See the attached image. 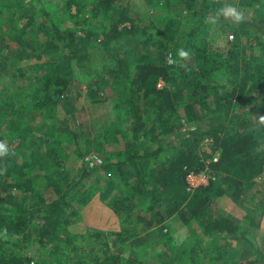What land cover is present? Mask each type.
<instances>
[{
	"label": "trees",
	"instance_id": "1",
	"mask_svg": "<svg viewBox=\"0 0 264 264\" xmlns=\"http://www.w3.org/2000/svg\"><path fill=\"white\" fill-rule=\"evenodd\" d=\"M14 1L0 0V16L1 12L12 7ZM33 1L40 6L41 16L46 19L45 22H37V26L35 23L44 39L49 41V45L55 43L53 47L71 51L76 39L75 31L56 25L58 16L62 15L61 10L52 12L45 7L44 0ZM64 1L63 10L69 18L82 13L102 16L107 30L106 40H119L129 32L127 26L120 27L127 20L115 0ZM226 1L145 0L153 14V22L163 26L160 39L156 40L154 36L143 38V45L149 46L148 53L138 56L133 68L130 69L126 59L120 57L109 70V85L119 90V104L115 107L118 124L113 134L107 131L103 134L116 145H120V136L123 138L124 148L118 154L120 159L115 163L85 167L79 181L72 187L75 194L82 192L86 195L80 203L84 205L95 194H86V189L97 180L96 170L100 169L104 175L100 181L109 183L112 190L120 194V199L116 198L109 207L121 223L135 222L142 232L159 231L160 236H167L164 239L167 246V241L178 237L167 229V222L177 220L182 228L188 230L190 238L198 240V247L182 250L183 254L190 255L187 264H199L198 253L204 254L211 263L226 258L224 264H242L233 260V254L217 253L216 246L219 248L220 240L217 236L221 234L226 235L227 241L236 240L244 247L256 248L249 228L241 227L224 216H212L220 211L217 204L225 194L223 185L230 182L233 175L238 177V181L235 179L233 183L246 189L264 174V128L254 129L241 121L236 124L232 116L236 114L235 109L241 111L252 105L258 119L264 122V55L254 54L255 48L264 49V21L258 20L257 28L249 33L241 32L244 37H250V41L242 50H237L228 40L229 36H237V32L229 31L223 16ZM228 3L231 6L236 4L235 1ZM72 8L75 10L71 14ZM25 11L28 16V9ZM113 15L117 20L113 21ZM259 21L263 25L259 26ZM137 24L135 26L139 29L141 26ZM28 34L23 32V44L31 36ZM42 47L48 50L43 44ZM180 50L188 53L189 63L168 66L166 59L172 54L176 58ZM2 63L0 61V75L5 69ZM70 77L57 68L51 69L36 81L26 101L16 105L18 107L12 115L0 118V141L8 150L7 154L0 156V264L29 263L30 259L21 258L11 250L10 243L20 241V237L29 239L34 231L40 236L38 243L44 248L48 245L47 240L52 243L49 252L59 263L68 258L64 247L74 245L78 239L124 240V236L131 235L125 228L119 233L95 230L86 235L66 233L64 228L68 222L65 215L73 204L68 201L70 190L61 193L64 183L58 175L68 168L69 153L61 141L51 138L53 132L44 131L39 137H29L23 129L28 114L42 116L54 112L72 83ZM160 83H163L161 88ZM90 95L96 96L97 91L91 89ZM230 114L231 119L223 123L222 119ZM179 115L193 124L208 120L222 124L210 128L200 138L192 132L193 137L180 142L173 138L175 119ZM205 141L211 142L213 152H219L218 160L209 163L208 173L214 180L188 190V176L204 170L197 149ZM73 143L78 145L76 137ZM28 151H36L35 159L25 158ZM111 172L114 174L110 177ZM114 179L116 184H113ZM35 181L38 184L36 189L33 187ZM8 186L12 187L9 192L12 189L16 192L13 199L9 197L10 193H6ZM47 193L55 194L56 198L49 200ZM142 203L146 205L142 207ZM253 211L256 212L248 219L257 228L264 215V205ZM32 218L37 223L33 229L29 227ZM194 224L198 228L190 230ZM105 251L103 256H94V264H142L138 258H125L119 251L107 248ZM162 259L159 261L164 264Z\"/></svg>",
	"mask_w": 264,
	"mask_h": 264
},
{
	"label": "rangeland",
	"instance_id": "2",
	"mask_svg": "<svg viewBox=\"0 0 264 264\" xmlns=\"http://www.w3.org/2000/svg\"><path fill=\"white\" fill-rule=\"evenodd\" d=\"M115 1L117 8L125 12L124 16L125 20H127L120 27L127 26L129 30L128 34L119 40L105 39L107 30L102 23V16L92 17L89 13H82L76 18H69L66 10H63L64 0H44L45 7L50 11L56 10L59 13L61 10L60 13L62 15L57 18V26L61 27V29H74L76 39L73 42L71 51L53 47L55 43L49 45V41L44 39L43 34L38 31L37 22L40 20L45 22L46 19L41 16L40 6L33 0H15L12 7L5 12H1L2 16H0V61L3 62L2 64L5 67L4 72L0 75V118L8 114L12 115L18 107L16 105L26 101L27 95L36 84V81L51 69L57 68L63 75L71 76L70 78L72 79V83L67 91L63 93L54 112H49L42 116L38 113L28 114L23 123V129L27 131L26 133L29 137H39L44 131L53 132L54 134L51 138L61 141L63 147L69 153V166L58 175L64 183L61 193L70 190L68 201L73 204L72 209L67 208L65 215V218H67L66 223H68L65 225L64 231L68 234H70L67 229L68 225L74 221L81 220L83 205L80 203L86 199V195H82V192L75 194L74 188H72L79 181L83 169L87 167L85 158H95L101 162L100 165L110 162L115 163L120 159L118 154L124 148V140L121 136L120 145H116L103 134L105 131L113 134L117 130L116 125L118 124V117L115 116V107L119 104V90L118 87L109 85V70L114 67L120 57L126 59L131 69L138 56H144V54L148 53L149 46H147L148 44L143 45V38L149 39L154 36L158 40L163 29L162 24L159 25L157 22H153V14L146 6L145 0ZM234 1L236 4L233 6L228 3ZM88 2L91 1L89 0ZM225 4L223 16L228 22L229 31L235 30L237 32V36H229L228 40L232 43V46L237 47V50H242L245 44L250 41V37H244L241 32L246 31L249 33L251 29L255 30L257 28L258 20L264 21V0H227ZM26 8L28 9V16L25 11ZM230 9L242 15L243 19L236 21L234 16L226 15ZM74 10L72 8L71 14L74 13ZM112 17L113 21L117 20V16L113 15ZM260 21L259 26L263 25ZM136 23L140 24H137L141 26L139 29L135 26ZM24 31L31 35L26 39L25 44L22 43ZM42 44L48 50L41 48ZM166 52L168 50L164 51L163 54H166ZM254 54L264 55V49L260 50L257 47L254 49ZM172 57L173 63L168 64L166 62L170 67L189 63L188 56L181 57L178 54L175 58L174 54H172ZM118 82H121V80ZM162 86L163 83H160L159 88ZM91 89L97 91L96 96L90 95ZM118 113L121 114L122 112L119 110ZM235 113L232 116L233 122L236 124L241 121L254 129L264 128V122L258 119L254 106L249 105L246 109H241V111L235 109ZM143 114L146 115L147 112H143ZM179 116V118L175 119L174 124H176V127L173 138L180 140V142L185 138L193 137L191 135L192 132L197 133L199 135V137L197 135V138H200V135L207 132L210 128L215 127L217 124H222L213 120L211 122L208 120L200 124H193L188 122L182 115ZM228 116L226 119H222L223 123H226L229 118L231 119V114ZM119 120H121L120 117ZM75 137L78 145L73 143ZM0 143L3 144V141H0ZM211 145L210 141H205L197 149L200 162L204 164V170L198 174H190L188 176L187 182L190 190L205 186L209 180H214L208 173L209 163H212L214 159L218 160L219 152H213ZM35 153L36 151H28L25 158L28 160L30 158L31 160L35 159ZM210 156L212 160H210ZM11 167L9 166V168ZM96 171L97 180H94L93 184L87 187L86 190L88 191L86 192L85 190V192L86 194L101 192L102 200L109 206L116 198L120 199V194L112 190V185L109 183H102L100 178H104V175H102L100 169ZM113 174L111 172L109 174L110 177ZM236 178H238L237 174L233 175L230 182L223 185L225 194L218 200L219 203L217 204V208L220 211L218 213L215 212L212 216L223 217L227 214L239 221L244 214V210H246V217L249 218L248 216L252 217V214L256 212L253 210L259 208L261 204L264 205V174L255 181L251 188H246L247 190L245 186H240L239 188L238 185L233 183ZM113 181V184H116L115 179ZM37 185V181H35L33 187L36 189ZM10 188L12 187L8 186L7 190H5L7 194L10 193L9 197L13 199L16 192L13 189L9 192L8 189ZM46 198L54 200L56 195L49 193ZM230 202L233 203L232 207H228ZM145 205L146 203H142V207ZM130 213L131 211L128 214ZM254 224L250 221H244L240 224L241 227L249 228L253 234L256 246L254 250L250 246L248 248L244 247L242 243L240 245V242L236 240L228 241L233 251L234 261L241 262L244 260L243 264H264V220L259 228H255ZM36 225L37 223L32 218L29 222V227L33 229ZM137 225L135 222L130 221L122 224L131 235L127 234L124 236V240L119 239L121 242L112 238L102 241L95 239L93 241L76 240L74 245L64 247L68 258L67 261L63 259L62 263H59L56 260L57 258L50 254L49 247L52 243L49 240L46 241L48 245L45 248L38 243L40 236L35 234V231L33 232L34 235L29 237V239L26 240L20 237V241L13 244L10 243V246H12L11 250L15 254L21 258L30 259V262H34V264H78L79 262L94 264V256H103V251L106 248L109 251H119L125 258H138V260L142 261V264H161L159 261L162 253L160 245L167 236L162 237L159 231H156L155 236L149 237L147 235L144 237V233L139 228L140 226ZM167 225V229L172 231V235H179L184 229L174 219L170 220ZM197 228L198 226L194 224L190 230ZM91 231L90 229L87 232ZM163 232H165V229ZM114 242L116 243L115 246ZM187 245L188 247L191 246L190 243ZM75 246L82 248L76 249ZM148 247H151L150 250L147 249ZM226 261V258H219L211 264H224Z\"/></svg>",
	"mask_w": 264,
	"mask_h": 264
},
{
	"label": "crops",
	"instance_id": "3",
	"mask_svg": "<svg viewBox=\"0 0 264 264\" xmlns=\"http://www.w3.org/2000/svg\"><path fill=\"white\" fill-rule=\"evenodd\" d=\"M247 189H249V188H247ZM232 204L233 203L230 202V206H228V207H232L231 206ZM259 207H260V205H259ZM243 212H244V214L240 217L239 221L237 219L231 218V216H228L227 214L224 217L226 219L231 220L235 224L240 225L244 221H250L246 217V210H244ZM263 220H264V215H263V217H261L260 222L258 223L259 225L257 228H259L261 226V223ZM257 221H259V219ZM77 222L74 221V222L70 223L67 227L68 232L72 235H85L87 233V231L90 229L95 230V231H100V232L119 233L122 230V228H124V226H122L121 221L119 220L118 216L102 200L101 192L94 194L93 197L87 203H85L83 205L82 211H81V220L77 221ZM167 224H168V222H167ZM168 230H170V229H168ZM155 232L156 231L151 230V231H146V232H142V233H144V237L147 235H149V237H150V236H155ZM170 232H172V231H170ZM176 236H178V237L167 241L168 246L164 242H162L161 245L159 244L161 252H162L160 256L163 258L162 260L164 261V264H187L186 261L189 260L190 255L189 254L188 255L183 254L182 250L189 251L190 249L194 248V246L198 247V240L197 239L195 240L192 237L190 238L188 235V230L186 228H184L179 235H174V237H176ZM158 237H159V235H158ZM217 237H218V239H220L218 241L219 242V248L216 246L217 253L222 252L224 254H227L225 256L232 254L233 251H232L231 247L229 246L230 244L227 241L226 235L221 234V235H218ZM188 243H190L191 246L188 247V245H187ZM150 248L151 247H148L147 249L150 250ZM203 257L207 258L206 256H204V254L202 255L201 253H198V263L211 264V262H209L208 259L203 260ZM195 259H197V257H195ZM240 263L243 264L244 260H242Z\"/></svg>",
	"mask_w": 264,
	"mask_h": 264
},
{
	"label": "clouds",
	"instance_id": "4",
	"mask_svg": "<svg viewBox=\"0 0 264 264\" xmlns=\"http://www.w3.org/2000/svg\"><path fill=\"white\" fill-rule=\"evenodd\" d=\"M226 15H232L234 16V18L236 19V21H240L243 19L242 15H240L238 12H236L235 10H228V12L226 13ZM179 55L181 57H186L188 55L187 52H185L184 50H180ZM7 148L4 144L0 143V156H3L5 154H7Z\"/></svg>",
	"mask_w": 264,
	"mask_h": 264
},
{
	"label": "built area",
	"instance_id": "5",
	"mask_svg": "<svg viewBox=\"0 0 264 264\" xmlns=\"http://www.w3.org/2000/svg\"><path fill=\"white\" fill-rule=\"evenodd\" d=\"M166 62H167L168 64L173 63L172 57L169 56V57L166 59ZM216 161H217V160L214 159L213 162H216ZM85 162H86V165H87L88 168H93V167H96L97 165H100V164H101V162H99L97 159H95V158H91V157H89V158H85ZM188 190H190V189H188ZM25 264H34V262L25 263Z\"/></svg>",
	"mask_w": 264,
	"mask_h": 264
}]
</instances>
